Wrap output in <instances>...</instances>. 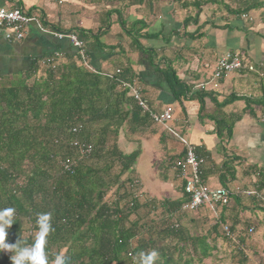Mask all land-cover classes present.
Instances as JSON below:
<instances>
[{"label": "trees", "instance_id": "1", "mask_svg": "<svg viewBox=\"0 0 264 264\" xmlns=\"http://www.w3.org/2000/svg\"><path fill=\"white\" fill-rule=\"evenodd\" d=\"M259 3L264 5V0ZM255 7L250 3L232 13L241 17ZM197 16L186 18L184 25ZM119 23L126 27L121 18ZM139 23L144 28L127 31L132 37V45L143 55L155 56L153 50L144 48L139 42L140 38L155 36L142 33L146 23ZM62 33L74 34L82 40L87 55L86 30ZM93 40L99 41L98 34ZM169 42L168 37L165 43ZM162 59L159 61H164V69L158 64L156 69L175 98L185 97L191 88L177 77L167 59ZM85 63L88 64L87 57L82 59L78 50L73 56L55 52L34 60L25 72L0 78V207L16 210V221L7 230V242L14 243L19 236L29 238L35 231L37 214L51 212L54 231L45 246L49 264L57 253L66 255L68 264H134L139 252L152 250L159 253L156 264H203L204 260L214 258L216 239L236 246L239 250L235 263L246 264L249 256L245 249L249 247L245 244L252 242L246 238L254 230L251 224H244L246 227L250 224L247 231L251 229V232L238 233L243 222L233 213L232 222L227 224L233 234L237 233L236 241L232 242L220 229L218 220L224 223V214L217 215L216 220V213L204 205L196 211L182 210L181 206L187 200L183 180L182 197L177 200L139 199L142 195L140 185L132 175L138 151L121 152L117 139L124 126L126 133L134 134L154 122L128 90L120 86L122 81L134 83V76L127 66L101 71L89 69ZM202 91L204 89H198L194 95L200 99ZM239 100L245 102V111L251 116H255L251 107L261 108L260 121L264 123V97L253 99L232 95L220 105ZM238 119H232L222 127L217 124L215 134L221 139H229ZM73 128H77L76 133L72 132ZM74 141L91 145V153L84 156L73 146ZM197 156L204 164V157ZM234 161L224 162L219 174L222 185L227 174L231 180L235 179ZM203 164L200 174L205 182ZM64 165H68L69 170ZM257 178L255 176L256 181L252 182L257 195H233L228 207L235 202L242 212L241 198H245L248 204L264 213V204L258 198V195L263 196L264 183L258 184ZM202 207H207L214 215L213 242H208L203 234L190 233L180 223L184 214L196 213ZM218 207L221 206H216L215 210ZM261 251L263 256L259 264H264V243ZM9 256L10 253L0 252V264H11Z\"/></svg>", "mask_w": 264, "mask_h": 264}, {"label": "crops", "instance_id": "2", "mask_svg": "<svg viewBox=\"0 0 264 264\" xmlns=\"http://www.w3.org/2000/svg\"><path fill=\"white\" fill-rule=\"evenodd\" d=\"M260 1L0 0V8L20 9L33 19L20 41L6 40L0 29V78L25 72L34 60L55 52L64 56L75 55L77 49L67 39L59 40L51 33L86 30L87 62L92 69L113 71L127 66L152 112L160 113L166 107L173 110V119L169 123L173 133L162 125L152 123L134 134L126 133L124 126L117 139L121 152L129 154L138 151L132 175L140 185V200H177L182 197L177 163L183 160L185 148L179 137L186 140L197 155L204 157L202 172L207 185L228 188L230 184L234 186L232 191L253 190L255 176H258V184L264 183L261 108L251 107L255 114L251 116L245 111L244 101H234L225 106L220 104L232 95L253 99L264 97V5ZM250 3L256 6L253 10L258 11L257 20L253 10L243 13L251 18L250 21L232 13ZM195 16V20L184 25L186 18ZM120 18L126 22L125 28L120 25ZM139 21L146 23L142 33L155 36L140 38L139 42L144 48L153 50L155 56L143 55L132 45V37L127 31L133 32V28L142 27ZM184 33L187 36H183ZM96 34L99 36L97 43L93 40ZM168 37L170 42L166 44ZM225 51L240 53L257 71L249 73L242 70L211 80L215 62ZM162 56L176 70L183 84L191 88L185 97L175 98L156 69L157 64L164 69V61H159ZM200 83L206 84L201 100L194 95ZM237 117L239 119L235 121L229 139H221L215 134L217 124L225 126ZM231 159L235 160V179L231 180L230 174H227L222 185L220 170L224 162ZM237 172L241 173V177ZM241 202L244 204L243 212L233 202L227 208L218 207L216 215L224 214V224L227 225L232 222L233 213L239 221L248 218V213L259 211L248 204L247 199L241 198ZM184 216L180 223L190 233L203 234L208 242H213L215 233L211 227L215 220L207 207ZM251 227L255 229L253 224ZM245 245L254 251L263 248V243L257 241Z\"/></svg>", "mask_w": 264, "mask_h": 264}, {"label": "built area", "instance_id": "3", "mask_svg": "<svg viewBox=\"0 0 264 264\" xmlns=\"http://www.w3.org/2000/svg\"><path fill=\"white\" fill-rule=\"evenodd\" d=\"M242 19L251 20L247 15L242 14ZM33 19L26 15L20 9H7L0 8V29L3 30L4 38L8 41H20L23 39L24 32L26 31L27 26ZM57 39H67L73 47H75L82 59H86L87 55L85 53L82 40L78 39L74 34H63V33H51ZM57 55V54H56ZM55 55V56H56ZM86 67L92 69L85 63ZM204 67H207V64H204ZM241 70H245L249 73L256 72V68L253 64L243 59L242 55L234 51H225L223 52L215 62L211 80L220 79L231 73H236ZM118 72V71H116ZM108 75H112L108 73ZM120 86L123 89H127L129 94L136 101L137 105L141 108L144 113H148L149 117L153 120L154 123L162 125L168 132L173 133V130L169 127V123L173 119L172 108L166 107L160 113L152 112L146 101L143 99L140 88L135 85V83L130 82H120ZM206 86L205 83L198 84L199 89H204ZM213 87H216L213 85ZM73 133L77 132V128L72 129ZM181 143L185 148V156L181 162L177 163L178 178L183 180L184 186L183 191L187 196V200L182 204L181 209L186 211H196L200 206H208L212 209V212L215 214L216 206H228L230 199L233 195H245L252 196L257 195L254 190H241L235 189L234 191L228 190V188L223 186L211 187L207 185L201 177L200 167L203 164V159L198 157L194 151V148L187 143L186 140L179 137ZM73 146L80 149V152L87 156L92 151V146L85 142L74 141ZM68 164V163H67ZM66 170H69L68 165H64ZM258 198L264 204V196H259ZM218 216L216 215V220ZM220 229L223 235L228 238L230 241L235 242V236L229 229V227L219 221ZM251 232V229H249Z\"/></svg>", "mask_w": 264, "mask_h": 264}, {"label": "clouds", "instance_id": "4", "mask_svg": "<svg viewBox=\"0 0 264 264\" xmlns=\"http://www.w3.org/2000/svg\"><path fill=\"white\" fill-rule=\"evenodd\" d=\"M14 207H0V252L10 253L11 264H49L46 252L47 239L54 231L52 213H38L35 220V231L29 238L19 236L14 243L7 242V230L16 221ZM159 253L155 250L139 252L134 258V264H156ZM52 264H68V258L63 253H57L52 258Z\"/></svg>", "mask_w": 264, "mask_h": 264}, {"label": "rangeland", "instance_id": "5", "mask_svg": "<svg viewBox=\"0 0 264 264\" xmlns=\"http://www.w3.org/2000/svg\"><path fill=\"white\" fill-rule=\"evenodd\" d=\"M252 14H254L253 16H254L255 20H257L258 19V11L253 10ZM243 59H244V57H243ZM237 174L239 175V177H241L240 172H237ZM238 183H239V181H238ZM227 186H228V190L232 191L234 186L230 185V184ZM212 187H214V186H212ZM262 193L264 196V190ZM245 213L246 212H244V214ZM247 217L248 218L241 219V221L243 223H241L240 225H243V226L241 227V231L238 228L237 232L244 235L245 231H247V228H251L249 223H248V225H249L248 227H246L244 225L245 222L249 221L251 224H253L255 226V229L252 233H249V231H247V233H249V235L247 236L246 241L252 240V242L257 241L260 243H264V213L261 212V210H259V211H256L254 214L252 213L249 215V213H248ZM220 234H221V232H220ZM235 235H237V233L234 234V236ZM215 243H216L217 251L214 252V255H215L214 258L204 260L203 264H236L235 258L236 257L238 258V256L236 255V251H238L239 249L236 246H234V247H233V245L230 246L227 242L222 241L221 239H216ZM245 251H246L247 255L249 256L248 262L246 264H259L260 263L259 259L262 258V256H263L262 255L263 253H261L262 251L260 249H259V251L256 250L257 251V253H256L253 251V249H251V248L247 249V247H246ZM195 264H199V263H195Z\"/></svg>", "mask_w": 264, "mask_h": 264}]
</instances>
